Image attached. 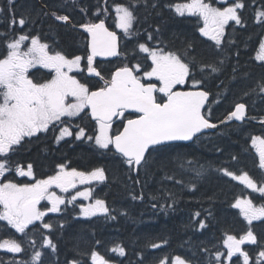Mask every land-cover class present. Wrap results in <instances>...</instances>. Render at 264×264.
<instances>
[{"label":"snow or ice","instance_id":"6c2138e0","mask_svg":"<svg viewBox=\"0 0 264 264\" xmlns=\"http://www.w3.org/2000/svg\"><path fill=\"white\" fill-rule=\"evenodd\" d=\"M76 2L77 0H72L73 4ZM218 2L227 6L216 7L213 0H188L186 3L165 7L174 8L180 17H199L203 21L199 32L214 41V47L220 49L224 43L226 26L230 22H235L236 25L242 23L238 10L244 8V3L243 0H234L231 4H228L227 0ZM13 3L14 0H8L9 10ZM140 3L147 4L148 0H129L128 5L113 6L115 27L120 29L126 38L138 35L134 28L139 19L135 8ZM151 6L155 8L157 4L153 3ZM81 11L85 12V9L82 8ZM103 11L107 14V8ZM3 12L4 8H0V13ZM99 14L100 10H97L94 16L98 17ZM53 15L58 21H70L68 15ZM262 20L264 10L257 12V22ZM17 23L23 27L26 20L21 17L18 21H11L12 25ZM79 27L87 34L83 55L69 57L60 51H50V45L42 42L38 35L30 37L20 34L18 38L6 41L7 51L0 57V221H6L7 225L25 237L31 236L40 227L52 229L53 225L45 222L44 218L49 212L59 213L65 199L51 189L57 188L67 193L76 188L77 184L102 182L106 179L103 168L86 173L74 168L68 170L63 164L58 166L59 171L55 174L36 179L31 163L25 167L12 160V156L29 143L31 138H39L41 133H48L50 130L55 135L58 130L59 134L55 136L57 143L73 136L77 140L94 141L98 149L118 156L120 162L127 166L129 180H132V174H135L137 178L133 182L140 184V174H148L151 162L162 149L171 146L172 142H195L204 130L217 127L210 120L211 109L205 108L209 92L200 87L204 84V79H196V73L200 72L205 76L219 73L223 70L221 65L225 64V60L214 63L198 61L194 55H189L193 51L191 42L182 53L168 49L167 45L159 46L163 43L159 40L152 47L147 43L137 42L136 49L139 53L146 54L144 61L150 63L145 66L139 59L131 64L122 62L105 77L96 60L98 57H122L127 60L128 53L121 51V37L116 31L110 30L105 19L87 20ZM155 31L159 33V28ZM153 39L152 33H148L147 40ZM236 55L239 56V53ZM255 59L264 62V41L260 43ZM37 65L49 69L51 78L45 81L31 78L29 70ZM236 71L233 67L232 72ZM73 73H86L98 78V86L90 87ZM250 93L264 94V79L257 81ZM245 108L244 103L236 104L235 110L227 116V120L243 121ZM84 117L95 121L98 134L86 135L83 127L72 124L74 119L83 120ZM114 125H117L115 130ZM73 127L77 129L75 133ZM252 145L259 156L258 167L264 170V137H254ZM187 163L193 164L192 161ZM180 167L183 169L185 165L181 164ZM189 170L194 171L197 177L202 176L205 171L203 166L191 167ZM223 171L225 175L240 181L253 192L264 195V182L258 186L246 172L235 175L227 170ZM9 173L29 177L34 182L16 183L8 179ZM165 178L173 179L170 176ZM176 183L182 181L177 180ZM91 196L92 190L88 189L71 196L69 202L75 201L77 197L90 199ZM131 198L143 200L144 194L141 191L139 195L133 194ZM152 199L156 200L157 197L152 196ZM41 201H49L51 207L41 210L38 207ZM175 202L173 200V205ZM152 207L155 209L157 205L153 203ZM232 207L240 210V215L248 225L254 220L264 219V204L256 206L251 198H237ZM169 208H172V205L162 207L161 210L167 213ZM80 211L85 217L98 214L108 216L110 213L103 199H95L94 203L82 206ZM194 215L199 217L200 213L196 212ZM111 218L115 219V216ZM205 227V223L200 221L198 228ZM30 242L35 244L34 240ZM246 243L257 244V237L250 227L239 238L227 235L223 241L227 248V260L231 262L232 258L239 254L243 258V264H249V253L242 249V245ZM44 246L52 251L56 250V245L49 237L42 240L41 247ZM160 246L157 243L151 244L152 248ZM0 249L10 253L25 251L21 242L11 237L0 241ZM111 251L120 256L125 255V249L119 245ZM42 255L41 251H35L30 261H22L20 264H42ZM224 255L217 252L216 261L219 262ZM259 257L264 258V250L259 251ZM90 258L93 264H110V261L96 251L90 253ZM70 264L79 262L71 261ZM157 264H192V261L176 255L171 259L163 257Z\"/></svg>","mask_w":264,"mask_h":264},{"label":"trees","instance_id":"16d2710c","mask_svg":"<svg viewBox=\"0 0 264 264\" xmlns=\"http://www.w3.org/2000/svg\"><path fill=\"white\" fill-rule=\"evenodd\" d=\"M217 1L213 0L216 7ZM186 2L188 0H148L147 4H138L135 14L139 19L134 25L138 35L134 38L136 43L159 40L168 49L181 53L191 42L193 51L189 55H194L198 61L214 63L225 60L219 73L211 76L196 74L204 79L205 86L212 93L225 92V101L218 107L216 117L217 121L226 119V122L211 135L193 143L171 144L162 149L151 162L148 174H140V184L133 182L137 178L135 174L129 180L127 166L120 162L118 156L85 140H65L55 146V136L41 137L21 147L12 160L33 162L39 176L53 171L54 165L65 159L83 170L102 167L107 175L106 180L96 187L95 195L105 200L110 209L108 216L80 218L72 207L67 206L62 214H50L44 219L53 225L52 229L40 227L31 236H23L29 238L28 242L34 239L40 245L44 237L52 239L56 250L44 246L42 264H70L71 261L93 264L90 258L93 251L104 256L110 264H157L163 257L171 259L176 255L192 261V264H243L239 254L231 262L227 260L223 241L227 235L242 236L249 227L257 237V244L248 243L244 248L249 253V264H264V259L259 257V251L264 250V219L248 225L240 210L232 207L237 198L248 192L243 184L223 171H248L254 172L255 177L258 175L250 141L252 134L264 133V125L253 122L264 118V94L250 93V90L257 81L264 79V63L254 60L264 38V20L257 22V12L264 10V0H243L244 8L239 10L242 23L230 22L226 26L220 49L199 32L203 26L199 17H180L174 8L165 7ZM153 3L157 4L155 8L151 6ZM113 4L128 5L129 0H107V3L105 0H77L75 4L72 0H14L11 10L8 0H0V8H4L0 13V34H6L0 35V57L6 52V41L22 32L18 23L11 24L13 19L25 18L23 31L28 27L34 31L39 26H46L47 33L58 39L59 45L71 54L76 52L82 32L72 28L71 24L58 21L53 13L68 15L72 22L77 23V20L93 16L94 7L106 6L110 11ZM82 8L85 12L81 11ZM156 28H159V33ZM148 33H152L153 41L147 40ZM233 67L237 69L235 73L232 72ZM237 100H244L250 106L251 121L242 125L227 120ZM188 161L193 164L189 165ZM181 164L185 165L183 169ZM200 166L205 170L200 177L189 170ZM166 176L173 179H166ZM10 177L16 180L13 174H9ZM177 180L182 183H176ZM141 191L143 200L131 198ZM152 196L157 199L153 200ZM173 200L176 201L174 205ZM153 203L157 205L155 209ZM168 205L172 208L167 213L161 210ZM196 212L200 213L199 217L194 215ZM200 221L205 223L204 229L198 228ZM152 243L161 246L152 248ZM117 245L125 249L124 256L111 251ZM217 252L225 254L219 262L215 259ZM17 256L22 259L0 260V264H20L28 258L25 253Z\"/></svg>","mask_w":264,"mask_h":264},{"label":"flooded vegetation","instance_id":"af4514ba","mask_svg":"<svg viewBox=\"0 0 264 264\" xmlns=\"http://www.w3.org/2000/svg\"><path fill=\"white\" fill-rule=\"evenodd\" d=\"M89 19L91 20H95V17L94 16H91V17H88ZM84 19H81V20H77V23L75 22H71V23H66V24H71V27L72 28H75V29H78L82 32V35L80 34L79 35V39L80 40V43L77 42V48H76V52L75 53H71V54H68L69 56H73V55H83L84 54V49H85V44H84V40L85 38L87 37V34L82 31L79 27L80 24L84 23L83 22ZM73 25H75V27H73ZM29 29H31L30 27H28ZM33 29H31L32 31ZM33 34V36H39L40 37V40L42 42H46L50 45V51L51 50H54L52 45H53V41L52 39L55 38L53 37L51 34H48L47 33V28L46 26L42 25V26H39L37 27V29H35L34 31L31 32ZM28 35V34H27ZM56 45L58 47H60L61 50L65 51L68 53L67 49L64 48L62 45V47L59 45V43L56 42ZM127 52V51H125ZM63 53V52H62ZM129 56H131L129 52H127ZM65 55H67L66 53H64ZM131 58V57H130ZM129 58V59H130ZM127 62H130L129 60H126ZM96 63L97 65L100 66L101 68V71L102 73L107 77L109 72L115 67L117 66L120 62L116 59H111V60H103V59H99L97 58L96 60ZM74 75H77V78L81 79V82H87L89 84L90 87H94V86H98V78H94V77H91V76H88L86 73H81V74H77V73H73ZM51 71L49 69H45L43 68L42 66L40 65H37L35 68H32L29 70V76L31 78H33L34 80L35 79H39V80H42V81H45V80H48L51 78ZM210 91V90H209ZM210 93L212 94V97H211V100H210V105L208 107H206V109L210 108L211 109V119L218 122L217 121V111H218V107L225 101V97H226V94L225 92L224 93H221L220 91H218L217 93H212V91H210ZM239 102V100H237L234 105ZM233 105V107H234ZM83 115V114H81ZM72 124L75 125V124H79L81 127H83L85 129V132H86V135H88L90 132L94 131L95 130V121L91 120L90 118L86 117L84 118L83 120H80L79 118H76L72 121ZM257 124V123H256ZM117 125H114V130L116 129ZM73 132L75 133V131L77 130L76 128L73 127ZM59 132L58 130H56L55 132V135L53 134V132L50 130L48 133H41L39 135V138H45V137H52V136H58ZM38 138L36 137H33L31 138V140H37ZM71 139H75V137H66L64 140H61L62 142L65 141V140H71ZM83 139L81 140H77V141H74V142H80L82 141ZM61 142V143H62ZM72 142L71 145L74 143ZM28 144V143H27ZM26 144V145H27ZM54 144L55 146H58V143L56 142V139L54 138ZM16 163V162H14ZM31 163L33 168L35 169V164L33 162H29L27 161L26 163H21V165H24V166H27V164ZM65 165L66 167H76V168H79L75 165H72L70 160H64L62 162H57L54 166H59V165ZM81 169V168H80ZM56 173V172H55ZM54 173V174H55ZM36 174V172H35ZM250 177H252L250 174H248ZM251 195V194H250ZM1 223V221H0Z\"/></svg>","mask_w":264,"mask_h":264},{"label":"rangeland","instance_id":"374dc122","mask_svg":"<svg viewBox=\"0 0 264 264\" xmlns=\"http://www.w3.org/2000/svg\"><path fill=\"white\" fill-rule=\"evenodd\" d=\"M259 100H260V98H259ZM92 182V181H91ZM90 183V182H89ZM89 183H87V185L86 186H84L83 188H86V189H89V187H88V184ZM78 186V185H77ZM51 191H52V189H51ZM59 191H60V189H59ZM86 191V190H85ZM56 192V194L57 195H59V196H62L61 195V193H59L58 191H55ZM77 198H81V199H77V200H75V203L76 204H78V203H80L79 205H80V207H82V206H87V205H89V204H91V203H94V200L93 199H87V200H82V197H77ZM84 201H87V202H84ZM44 204H45V207H47V208H50L51 207V203L49 202V201H45L44 202ZM45 210V209H44ZM80 210V209H79ZM80 216L81 217H85V216H83L82 215V213H81V211H80ZM0 250H3V249H0Z\"/></svg>","mask_w":264,"mask_h":264},{"label":"water","instance_id":"95a60500","mask_svg":"<svg viewBox=\"0 0 264 264\" xmlns=\"http://www.w3.org/2000/svg\"><path fill=\"white\" fill-rule=\"evenodd\" d=\"M243 103V102H242ZM206 104H207V102H206ZM206 104H205V106H206ZM245 104V103H244ZM245 106H246V108H245V118H246V116H247V113H248V106L245 104ZM235 110V109H234ZM238 121V120H237ZM215 128H213V129H206V130H204V131H207V130H214Z\"/></svg>","mask_w":264,"mask_h":264}]
</instances>
